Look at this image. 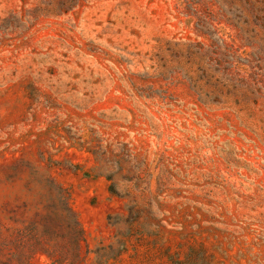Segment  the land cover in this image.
Listing matches in <instances>:
<instances>
[{
	"label": "rangeland",
	"instance_id": "374dc122",
	"mask_svg": "<svg viewBox=\"0 0 264 264\" xmlns=\"http://www.w3.org/2000/svg\"><path fill=\"white\" fill-rule=\"evenodd\" d=\"M180 1L0 0V264H264V48L199 90Z\"/></svg>",
	"mask_w": 264,
	"mask_h": 264
},
{
	"label": "trees",
	"instance_id": "16d2710c",
	"mask_svg": "<svg viewBox=\"0 0 264 264\" xmlns=\"http://www.w3.org/2000/svg\"><path fill=\"white\" fill-rule=\"evenodd\" d=\"M179 4L185 10L183 14L193 23L194 31L211 39L207 45L199 42L175 44L193 69L188 72L194 86L227 100L256 96L251 94L259 90L257 84L236 69L240 64L239 48L218 35L216 24L236 32L243 47L254 50L261 45L264 48V0H181ZM234 106L240 107L236 102Z\"/></svg>",
	"mask_w": 264,
	"mask_h": 264
}]
</instances>
